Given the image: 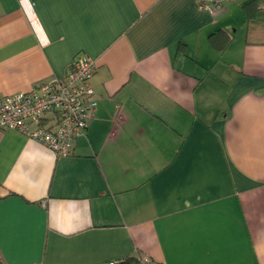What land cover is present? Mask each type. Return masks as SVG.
Returning a JSON list of instances; mask_svg holds the SVG:
<instances>
[{"label":"crops","instance_id":"1","mask_svg":"<svg viewBox=\"0 0 264 264\" xmlns=\"http://www.w3.org/2000/svg\"><path fill=\"white\" fill-rule=\"evenodd\" d=\"M82 55L71 155L0 129L5 263L264 264V0H0V99Z\"/></svg>","mask_w":264,"mask_h":264},{"label":"built area","instance_id":"2","mask_svg":"<svg viewBox=\"0 0 264 264\" xmlns=\"http://www.w3.org/2000/svg\"><path fill=\"white\" fill-rule=\"evenodd\" d=\"M232 1L250 0H196L198 9L210 14ZM96 70V62L82 55L64 77L0 99V129L17 131L58 156L71 155L97 108L90 82ZM0 264H6L1 257Z\"/></svg>","mask_w":264,"mask_h":264},{"label":"trees","instance_id":"3","mask_svg":"<svg viewBox=\"0 0 264 264\" xmlns=\"http://www.w3.org/2000/svg\"><path fill=\"white\" fill-rule=\"evenodd\" d=\"M225 37L228 39L227 36H225ZM211 39H212V37H211ZM218 50L221 51L222 48L218 47ZM112 263L113 264H157L150 259L145 260V258H142L140 256H135V255L128 256V257L122 259L121 261L112 262ZM108 264H110V263H108Z\"/></svg>","mask_w":264,"mask_h":264}]
</instances>
